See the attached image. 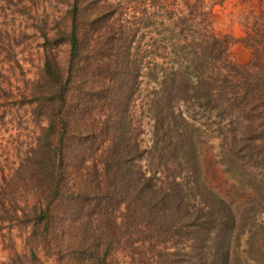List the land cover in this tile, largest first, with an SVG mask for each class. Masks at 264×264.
<instances>
[{"label": "trees", "instance_id": "16d2710c", "mask_svg": "<svg viewBox=\"0 0 264 264\" xmlns=\"http://www.w3.org/2000/svg\"><path fill=\"white\" fill-rule=\"evenodd\" d=\"M64 21L21 96L45 122L11 182L32 244L55 264H230L237 214L203 145L264 188V33L217 32L205 0H70ZM62 42L64 70L47 45ZM28 264H44L35 245Z\"/></svg>", "mask_w": 264, "mask_h": 264}, {"label": "rangeland", "instance_id": "374dc122", "mask_svg": "<svg viewBox=\"0 0 264 264\" xmlns=\"http://www.w3.org/2000/svg\"><path fill=\"white\" fill-rule=\"evenodd\" d=\"M69 1L0 0V264H28L31 245H35L44 264L56 263V254L45 257L41 245L32 244L39 240L30 236L32 227L25 222L23 213L33 201L27 188L12 186L11 182L19 162L35 144L40 127L45 124L31 114V106L22 103L21 96L29 93L31 81L39 77L44 35L54 36L57 25L65 22ZM205 1L213 13L217 32L235 38L264 33V0ZM47 45L64 70L68 44ZM257 51L264 55V42L257 46ZM229 56L235 63L245 64L252 57V49L234 42ZM144 130L146 141V125ZM206 139L203 155L207 183L231 200L237 214L230 264H264V242L260 247L263 253L258 248L256 252L253 242V236L264 237V188L255 174L243 172L219 158V148H212L217 142Z\"/></svg>", "mask_w": 264, "mask_h": 264}]
</instances>
